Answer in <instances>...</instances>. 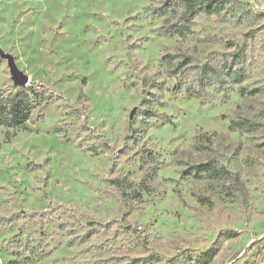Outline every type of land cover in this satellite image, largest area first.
Masks as SVG:
<instances>
[{"label":"rangeland","instance_id":"1","mask_svg":"<svg viewBox=\"0 0 264 264\" xmlns=\"http://www.w3.org/2000/svg\"><path fill=\"white\" fill-rule=\"evenodd\" d=\"M180 2L0 0V49L43 96L0 126V264H264V0L178 33ZM204 65L220 82L192 96ZM21 88L0 57V94Z\"/></svg>","mask_w":264,"mask_h":264},{"label":"trees","instance_id":"2","mask_svg":"<svg viewBox=\"0 0 264 264\" xmlns=\"http://www.w3.org/2000/svg\"><path fill=\"white\" fill-rule=\"evenodd\" d=\"M228 2L229 0H181L180 3L174 4V7H181V13L179 14L178 20L179 27L176 29V32L182 33L184 30H189V24L192 23V19L199 9L206 8L208 12L214 11L220 13L226 8ZM166 58H173V55H166L163 59ZM229 68L230 64L228 65L227 70H229ZM207 70L213 75V83L217 84L220 82L218 71L212 67L204 65L199 72H196L197 86L195 88H190L192 91L190 94L192 96L199 95V89L203 88L204 79L208 75ZM229 74L234 76L236 82L242 80V74L239 72ZM42 97V94L37 92L34 86L22 87L16 93L0 94V126L11 129H26L32 121L33 115L37 111L36 109L42 104ZM238 125H240V123H238ZM245 125L249 126L248 123H245ZM89 149L95 153L97 148L91 147ZM193 169L196 173L213 177H220L226 173L222 167H218L211 163L200 164ZM112 183L118 188L123 199H136L137 194H139L140 185H138V187L125 178H117L113 180ZM85 236L86 233L83 234L81 239H85ZM130 264L143 263H140L139 259H135ZM165 264L180 263L176 260H170Z\"/></svg>","mask_w":264,"mask_h":264},{"label":"water","instance_id":"3","mask_svg":"<svg viewBox=\"0 0 264 264\" xmlns=\"http://www.w3.org/2000/svg\"><path fill=\"white\" fill-rule=\"evenodd\" d=\"M0 57L7 61L14 85L25 86L28 83V77L16 67L12 55L0 49Z\"/></svg>","mask_w":264,"mask_h":264}]
</instances>
